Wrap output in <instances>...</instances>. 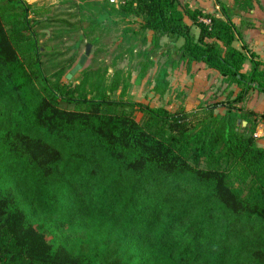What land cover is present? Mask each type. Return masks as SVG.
Returning a JSON list of instances; mask_svg holds the SVG:
<instances>
[{
  "label": "trees",
  "instance_id": "obj_1",
  "mask_svg": "<svg viewBox=\"0 0 264 264\" xmlns=\"http://www.w3.org/2000/svg\"><path fill=\"white\" fill-rule=\"evenodd\" d=\"M60 2L76 3L95 52L107 47L77 83L63 67L46 73L38 11L0 0V264H264V147L253 136L264 114L112 97L128 89L123 46L146 31L183 38L188 67L244 87L235 98L264 94V62L249 52L244 72L236 45L252 21L232 20L258 0L220 3L222 16L180 0ZM168 88L160 72L153 90Z\"/></svg>",
  "mask_w": 264,
  "mask_h": 264
},
{
  "label": "rangeland",
  "instance_id": "obj_2",
  "mask_svg": "<svg viewBox=\"0 0 264 264\" xmlns=\"http://www.w3.org/2000/svg\"><path fill=\"white\" fill-rule=\"evenodd\" d=\"M22 1L31 5V9L38 11L35 19L39 22L33 24V30L46 73H52L63 67L65 74L62 80L65 83H77L80 70L69 79L66 77L79 62L87 44V40L82 38L76 3L63 4L60 0ZM196 1L198 7H195ZM216 2L217 0H180L181 4H188L205 12L208 8L215 7ZM258 8L264 9V1ZM196 29L191 25V32H196ZM152 36L151 31H146L145 40L128 44V53L127 46H123L124 58L118 61L117 66L128 70V89L124 96H120L119 91H116L112 94L113 98L143 101L152 106H165L171 111L183 109L191 112L205 108L221 115L225 113L226 108L238 111L244 105L246 109L257 113L254 111L258 102L255 94L260 93L250 89L241 96V99L235 98L240 93V88L244 89V87L227 82L216 71L210 70L208 73L201 63L193 62L188 67L181 58L179 50L183 38L163 35L157 36L154 42ZM106 48L103 47L101 51L95 52L97 47L92 46L83 68L91 64H101L107 53ZM160 72L166 73L169 82L168 91L164 95H158L153 90ZM237 121L238 119L236 124ZM261 121L264 119L261 118L259 123ZM259 123L254 124V131ZM245 127L246 124L242 128ZM256 143L264 147V139L257 138ZM45 236L48 241L51 240L49 233H45Z\"/></svg>",
  "mask_w": 264,
  "mask_h": 264
},
{
  "label": "crops",
  "instance_id": "obj_3",
  "mask_svg": "<svg viewBox=\"0 0 264 264\" xmlns=\"http://www.w3.org/2000/svg\"><path fill=\"white\" fill-rule=\"evenodd\" d=\"M262 1L264 0H258V3H255V7L253 10H251L249 13H243L240 12L238 15H234L232 17V20L237 26H240L241 20L243 18L250 19L252 21L253 27L251 28H242V34H241V40L236 43L238 47L245 45L246 50H244L246 54V61L244 64V72H248L250 70V56L249 52H254L258 59L262 60L264 62V9L260 10L258 7L261 5ZM220 3H224L225 5L232 6V0H217L215 7L206 8L207 12H215L218 13V16H222V13L220 11ZM196 6L197 1L194 3ZM259 10V11H258ZM186 23L191 24V21L188 18H185ZM197 32V29H196ZM194 32V33H196ZM198 64H203L206 71H209L211 69L207 68L204 63L197 62ZM195 64V63H194ZM187 71V70H186ZM214 72V70H211V72ZM171 86V85H170ZM255 92H257L255 90ZM255 97L258 98V102L255 104V110L257 113H264V94H255ZM262 125L264 130V121H261L259 123ZM258 124V125H259ZM264 139V133L263 136L260 137V140Z\"/></svg>",
  "mask_w": 264,
  "mask_h": 264
},
{
  "label": "water",
  "instance_id": "obj_4",
  "mask_svg": "<svg viewBox=\"0 0 264 264\" xmlns=\"http://www.w3.org/2000/svg\"><path fill=\"white\" fill-rule=\"evenodd\" d=\"M91 50V44L88 43L86 44L84 54H82L79 58V62L71 69V71L66 75V77L69 79L73 74H75L77 71L81 70L84 66V63L88 57V54L90 53ZM239 123V121H238ZM246 122H242V127L245 126Z\"/></svg>",
  "mask_w": 264,
  "mask_h": 264
},
{
  "label": "built area",
  "instance_id": "obj_5",
  "mask_svg": "<svg viewBox=\"0 0 264 264\" xmlns=\"http://www.w3.org/2000/svg\"><path fill=\"white\" fill-rule=\"evenodd\" d=\"M263 133H264L263 127L262 125L259 124L257 128L255 129L253 136L255 138H260L261 136H263Z\"/></svg>",
  "mask_w": 264,
  "mask_h": 264
}]
</instances>
